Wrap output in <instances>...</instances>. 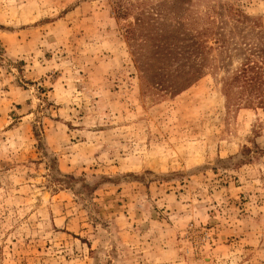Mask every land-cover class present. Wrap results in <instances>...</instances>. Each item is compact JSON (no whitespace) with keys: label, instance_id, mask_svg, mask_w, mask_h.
Returning a JSON list of instances; mask_svg holds the SVG:
<instances>
[{"label":"rangeland","instance_id":"rangeland-1","mask_svg":"<svg viewBox=\"0 0 264 264\" xmlns=\"http://www.w3.org/2000/svg\"><path fill=\"white\" fill-rule=\"evenodd\" d=\"M177 23L211 48L172 85ZM257 30L264 0H0V264H264V106L222 88Z\"/></svg>","mask_w":264,"mask_h":264},{"label":"trees","instance_id":"trees-1","mask_svg":"<svg viewBox=\"0 0 264 264\" xmlns=\"http://www.w3.org/2000/svg\"><path fill=\"white\" fill-rule=\"evenodd\" d=\"M139 21V19H136L137 25H140ZM153 26L152 30L148 32L147 37L154 38L159 42L163 39L162 44L165 47L161 48L157 44V56L171 61L184 58L187 62L184 64L187 67L186 71L179 70V67L175 69L177 73L171 78V83L177 79L182 81L185 78L183 83L189 84L193 80L189 79L195 76L204 65L207 58L206 52L211 48L205 45L206 42L203 39L198 40L197 37L202 33L203 35L207 33L212 34V31L206 28L204 32H198V34L190 38V43L183 45L181 42L184 40L185 34L180 31L181 28H184L183 25H178L177 23L176 27H172L171 29L164 27V24ZM249 39L251 42L232 41L229 43L224 39L222 40V47L228 48L229 51V46H233L231 49L243 55L240 66L224 78L222 88L227 97L233 90H236L239 94L238 98L243 99L245 104L249 105L255 102L257 105L264 106V31L257 30L255 33H251ZM183 52H187L188 54L182 55ZM231 55L228 54L226 57L230 58ZM180 65L182 64L178 66ZM172 85L175 84L172 83ZM169 89L172 90L173 88L170 86Z\"/></svg>","mask_w":264,"mask_h":264}]
</instances>
